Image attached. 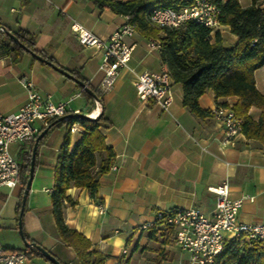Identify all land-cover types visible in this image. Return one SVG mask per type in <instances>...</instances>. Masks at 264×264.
<instances>
[{
	"label": "crops",
	"instance_id": "1",
	"mask_svg": "<svg viewBox=\"0 0 264 264\" xmlns=\"http://www.w3.org/2000/svg\"><path fill=\"white\" fill-rule=\"evenodd\" d=\"M126 2L128 0H118ZM251 2V1H250ZM247 2L246 6L250 4ZM242 5V4H241ZM126 18L108 8L99 9L88 0H0V28L9 32L25 30L35 37L36 46L68 71H75L96 91L101 92L100 131L113 152L110 168L98 175L95 204L86 189L70 187L65 195L75 201L63 209L64 222L90 240L93 248L106 255L105 264H155L159 251L162 264H186V254L174 242L164 243L161 229L152 224L158 211L195 208L211 215L215 196L208 188L227 183L231 199L243 198L238 220L264 225V145L246 139L242 133L227 143L219 124L212 117L198 119L182 105V87L172 84L173 101L167 111L154 103H141L135 94L134 77L141 72H160L163 64L159 49H149L150 38L139 33L125 39L132 46L130 59L120 69L108 89H102L104 72L99 69L103 53L81 45L72 25H80L99 39H105ZM226 45L236 37L226 26L218 25ZM262 68L255 71L256 73ZM25 79L49 101H69L80 113L93 109L76 83L34 60L28 54L11 64L0 58V113L18 112L26 101ZM257 89L264 93V83ZM236 97L215 99L212 91L199 98V105L212 111L218 103L234 104ZM260 110L251 107L257 120ZM82 127L70 134V148L81 139ZM66 133L65 126L51 129L38 148L26 208L25 234L63 264H80L73 250L61 240L51 212L50 192L54 166ZM19 143L11 144L17 157ZM106 162L105 153L96 154L95 171ZM21 186L0 187V247L15 248L18 242L16 208ZM28 264H49L35 257Z\"/></svg>",
	"mask_w": 264,
	"mask_h": 264
},
{
	"label": "trees",
	"instance_id": "2",
	"mask_svg": "<svg viewBox=\"0 0 264 264\" xmlns=\"http://www.w3.org/2000/svg\"><path fill=\"white\" fill-rule=\"evenodd\" d=\"M88 1L99 9L108 8L114 14L124 16L127 23L135 25L137 33L141 36L159 41L163 68L173 83L181 85L182 105L194 117L204 119L211 116L210 110H205L199 105V98L207 91H212L216 100L236 97L237 101L231 105V108L235 116L241 120V133L246 139L255 140L264 145V93L257 89L254 76L256 70L264 67V7L257 4L259 0H251L247 6H242L239 0H208L218 10V24L228 27L229 32L236 37L231 45L224 43L219 31H214L195 20H186L176 27L159 28L150 23L149 14L153 10L179 9L190 5L192 0ZM9 33L15 36L17 42L9 36ZM24 54L30 55L34 60H38L36 55H39L60 67L51 56L37 48L33 34L22 29L16 32L0 30V58L8 57L10 63L15 64ZM41 63L46 65L44 62ZM66 71L75 79L85 83L94 92L96 99L101 101V92L94 90L79 73ZM76 86L86 102L93 103L94 99L78 84ZM217 105L227 104L218 103ZM251 107L260 110L256 121L249 115ZM91 110L87 109L83 113L88 114ZM103 120L102 114H99L96 119L78 117L61 121L53 119L48 124L47 132L39 140L34 157V168H36L38 148L47 133L53 128L66 124V133L54 166L53 186L50 192L51 212L61 240L73 250L80 264H105L106 255L93 248L90 240L81 233L68 228L65 224L63 209L66 204L71 206L75 204V201L67 197L65 192L70 187L86 189L95 204H102V199L98 195V175L109 170L110 160L113 158V152L107 148L100 131ZM73 123H77L83 131L81 139L69 150V128ZM33 143L34 141L30 151L21 150L16 157L21 179L16 221L18 223L20 220L23 235L28 243L34 241L25 234L23 229L22 220L26 202L21 213V199L29 173ZM103 152L106 155V162L101 163L95 171L96 154ZM154 223L152 228L161 229L164 243H173V230L161 223L155 221ZM8 250L21 251L28 260L35 257L45 259L33 247L23 246V248ZM163 254L162 250L159 251L155 264H162L165 259L161 256ZM49 264L52 263L49 262ZM215 264H264V241H254L251 245H243L238 239H230L225 242L223 251L216 258Z\"/></svg>",
	"mask_w": 264,
	"mask_h": 264
},
{
	"label": "built area",
	"instance_id": "3",
	"mask_svg": "<svg viewBox=\"0 0 264 264\" xmlns=\"http://www.w3.org/2000/svg\"><path fill=\"white\" fill-rule=\"evenodd\" d=\"M218 10L208 0H192L188 6L179 9H156L149 14V21L156 27H176L186 20H195L211 29H216ZM72 31L77 40L86 47H95L102 51L103 57L99 69L104 72L101 88L108 89L114 82L119 70L126 67L132 46L125 39L137 33L135 25L125 22L105 39H99L80 25L73 24ZM2 30V28H0ZM157 39H150L149 49H159ZM20 84L26 90V101L16 113H0V187L9 190L20 186L17 159L9 147L19 143V150L30 151L37 135L53 119L68 120L69 115L79 114L71 107L69 101L52 103L49 96L37 91L25 79ZM172 80L163 69L160 72L144 71L133 79L135 94L141 103H154L162 111H167L173 101ZM94 107L90 113L100 112V102L93 100ZM219 124L227 143H232L241 133V120L238 119L230 104L216 105L211 116ZM79 125L73 123L70 134L78 131ZM214 194L215 202L210 216L195 208H173L158 211L155 222L173 230L174 244L187 255L186 264H215L226 241L238 239L241 243L251 245L254 241H264V225H250L238 220V211L243 198L231 199L227 183L208 188ZM152 224L145 227L154 226ZM29 260L21 251L5 250L0 247V264H28Z\"/></svg>",
	"mask_w": 264,
	"mask_h": 264
},
{
	"label": "water",
	"instance_id": "4",
	"mask_svg": "<svg viewBox=\"0 0 264 264\" xmlns=\"http://www.w3.org/2000/svg\"><path fill=\"white\" fill-rule=\"evenodd\" d=\"M2 30H4L2 28ZM9 36L15 41L17 42V39L15 38V36L12 33H9ZM36 58L41 61L46 63L47 65H49L50 67H52L53 69H55L56 71H58L59 73H61L62 75H64L67 78L72 79L76 84H78L83 90H85L94 100L96 99V96L94 94V92L89 89L85 83H83L82 81L75 79L70 73H68L65 69H62L56 65H54L53 63L47 61L46 59L40 57L39 55H36ZM73 117H78V118H87V119H91L87 114L85 113H79V114H74V115H69V118H73ZM63 120L62 118H58L57 121H61ZM49 126L46 127L45 129H43L35 138L32 149H31V160H30V165H29V173H28V177H27V181L25 184V187L23 189V194H22V199H21V213H22V209L24 207V204L26 202V198L27 195L29 193L30 190V186H31V182H32V178L34 175V157H35V152H36V148H37V144L39 142V140L42 138V136L47 132ZM18 233L21 237V240L24 244L25 247H33L35 249H37L42 256L48 260L49 262H51L52 264H61L52 254H50L47 250H45L44 248H42L40 245L36 244V243H28L23 235V231L21 228V222L20 220L18 221Z\"/></svg>",
	"mask_w": 264,
	"mask_h": 264
},
{
	"label": "rangeland",
	"instance_id": "5",
	"mask_svg": "<svg viewBox=\"0 0 264 264\" xmlns=\"http://www.w3.org/2000/svg\"><path fill=\"white\" fill-rule=\"evenodd\" d=\"M250 1L251 0H239L240 4H242V6H246L247 2H250ZM257 4L259 6H261V7H264V0H259L257 2ZM261 68L262 69L259 70L256 73V76H255L256 77L257 86L260 87V88H261V85H262L261 83H264V67H261ZM64 126H62V127H64ZM57 129H58L57 127L54 128V131H57ZM17 239H18V242H16L15 245H14L15 249H17V248H23L24 244H23V242L21 240V237H20L19 233H18V238ZM186 258H187V256H186Z\"/></svg>",
	"mask_w": 264,
	"mask_h": 264
},
{
	"label": "bare ground",
	"instance_id": "6",
	"mask_svg": "<svg viewBox=\"0 0 264 264\" xmlns=\"http://www.w3.org/2000/svg\"><path fill=\"white\" fill-rule=\"evenodd\" d=\"M91 118H94L97 115V110H95L94 112L90 113Z\"/></svg>",
	"mask_w": 264,
	"mask_h": 264
}]
</instances>
